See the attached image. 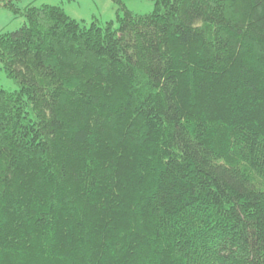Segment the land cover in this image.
<instances>
[{
  "label": "trees",
  "instance_id": "16d2710c",
  "mask_svg": "<svg viewBox=\"0 0 264 264\" xmlns=\"http://www.w3.org/2000/svg\"><path fill=\"white\" fill-rule=\"evenodd\" d=\"M17 1L0 264H264V0H111L89 26Z\"/></svg>",
  "mask_w": 264,
  "mask_h": 264
},
{
  "label": "rangeland",
  "instance_id": "374dc122",
  "mask_svg": "<svg viewBox=\"0 0 264 264\" xmlns=\"http://www.w3.org/2000/svg\"><path fill=\"white\" fill-rule=\"evenodd\" d=\"M19 10L26 6L40 7L42 5L61 7L64 13L77 22L89 26L91 23L103 25L109 21H116L118 7L111 0H19L16 2ZM125 9L132 14L145 15L154 9L149 0H123ZM122 15L121 12H119ZM24 17L14 15L10 11L0 8V33L17 30L24 24ZM0 88L14 91L17 85L6 78L0 66Z\"/></svg>",
  "mask_w": 264,
  "mask_h": 264
}]
</instances>
